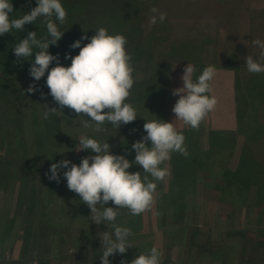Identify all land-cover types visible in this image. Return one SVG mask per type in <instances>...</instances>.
Wrapping results in <instances>:
<instances>
[{
    "label": "rangeland",
    "instance_id": "1",
    "mask_svg": "<svg viewBox=\"0 0 264 264\" xmlns=\"http://www.w3.org/2000/svg\"><path fill=\"white\" fill-rule=\"evenodd\" d=\"M111 1L113 2L104 0L102 7L94 6L92 17L86 15V18L79 16L66 19L65 23L74 24L81 33L74 40L92 33L89 35L91 38L96 34V30L101 28L100 16L106 7L111 6L110 9L122 14L119 12L121 5L118 8L119 6L115 5L117 1ZM143 2V7L139 5L135 9L130 7L133 9L135 19L130 18L128 21H123L122 26H118V30L126 32L128 24H131L135 27L132 43L142 38V41H150L151 45L155 46L154 56L148 64L162 66L168 60L167 63L172 65L169 88L167 87L164 91L165 97H169L176 103L175 100H178L179 96H173L172 90L183 87L181 77L184 69L188 64H194L195 60L198 65L209 64L217 69V75L211 81L212 92L209 94L218 99L215 109L205 117L199 130L186 125L185 128H177L187 137L185 143L187 139L193 140L206 149L208 132L217 126L212 121L220 116L222 107L223 111L225 107L228 108V105L231 109L235 107L234 72L221 66L232 65L224 62L227 53L233 47L236 49L238 54L236 64L241 66L242 70L247 67V56L260 60L261 50L253 45V40L264 41V0H191L193 4L191 10L180 15L172 13L173 6L167 5L169 9L163 7L161 0H143ZM11 3L14 8L13 13H10L11 18L21 17L22 12L15 11H21L24 0H11ZM61 3L65 8L66 4L62 0ZM184 5L187 6L186 3ZM153 7L158 8L160 12H165L167 18L163 23L157 22L156 25L150 26V17L158 15L150 12ZM95 10H100L99 18ZM167 10H170V13L166 12ZM26 30L24 27L23 32L13 30L12 33L0 36V49L6 46L5 44L18 43L24 39L22 35ZM139 30L141 37L138 34ZM187 40H191L190 48L181 44L176 52L170 54V47ZM85 42L89 43L90 39H86ZM59 63L65 67L71 64L63 58H59ZM146 65L143 66L144 69L140 66L142 72H145ZM193 66L198 72V66ZM163 67L169 68L162 66L161 69ZM134 73H141V71L134 68ZM247 73V69L244 72L240 70L241 75ZM9 75V72L6 75L0 74V78L8 81ZM46 79L47 73L38 82H32L38 89L34 93L26 91L32 83L25 86L21 81L16 84L15 89L13 86L10 90L18 97H13L7 102L0 97V112L6 110L10 114L0 119V171H3L4 174L1 175L5 176L0 175V257L5 261L22 264H36V262L37 264H102L100 256L104 248L99 233L111 232L113 229L111 224L106 225L104 231L93 221L95 225L93 239L96 242L95 247L99 248L94 260L93 248L76 251L70 246L69 237L64 240L57 233L52 235L51 229L42 228L44 207L48 206L51 201L52 205L58 208L60 197L65 196L63 198L67 201L70 199L67 180L63 177V172L67 169L60 170L61 178L57 183L48 178L51 164L58 163L62 159L80 164L82 158L91 156V151H78L79 138L82 135L90 136L98 133L95 131L94 123L86 121L90 119L89 117L86 115L78 117L74 110L67 107L62 111L57 110L54 114L57 117L58 129L52 120V115L47 120L43 119L42 114L46 110L50 111L47 106L59 108L50 95ZM8 83H6L7 86H9ZM252 86V82L247 83V91H250ZM255 95L254 99H257ZM221 96L228 98L222 100ZM9 98H11L10 95ZM162 105L165 108L167 103ZM169 107H174V105ZM258 107L255 111L251 109V119L256 124L259 122L264 125V109ZM137 116V119L131 123H140L144 119L142 115ZM85 122L92 126L84 127ZM50 124L48 132L46 127ZM4 130L6 131L3 134ZM191 132L195 135H190ZM242 143L243 136L239 135L229 159L228 167L231 169L237 166ZM174 155L176 156V153ZM134 159L130 156L131 161ZM163 167L169 171V161H166ZM169 183V175L164 181L157 182L152 207L138 217L139 224L131 223L134 232L129 240L133 246L128 249L139 246L136 250H141L145 246V249L149 251L155 246L163 254L162 264H222L227 250L236 255L234 264H264V209L262 216L257 218L251 205L236 209L226 208L205 197L202 192V186L205 183L199 181L194 188L193 204L188 203L184 211L173 218L171 203H165L163 200V195L168 193ZM20 191H22L21 194ZM87 208L90 209L85 203L73 206L75 213L71 212V217L77 216ZM91 215L93 218L95 214ZM256 221L259 224H256L258 223ZM122 222L123 220L117 217L116 225ZM71 227L74 228L72 230L76 234L80 231L74 226ZM26 231L30 233L31 239H35V242L31 240L27 245H30L31 249L25 245L23 235ZM156 236H158L157 246ZM203 249L208 252H203ZM131 250L127 253L135 254L130 252ZM126 257L128 258L124 261H128L129 256L117 253L110 256V262L121 264ZM39 258L43 261L38 262Z\"/></svg>",
    "mask_w": 264,
    "mask_h": 264
},
{
    "label": "clouds",
    "instance_id": "2",
    "mask_svg": "<svg viewBox=\"0 0 264 264\" xmlns=\"http://www.w3.org/2000/svg\"><path fill=\"white\" fill-rule=\"evenodd\" d=\"M11 0H0V36L12 33L13 30L23 32L26 24L44 17L47 35L38 39L36 32H29L26 38L16 43L13 48L17 60H32L29 74L35 82L45 77L50 95L57 102L59 108H47L42 116L47 120L57 110L62 111L67 107L78 117L85 115L95 125V131L105 130L104 125L119 129L122 124L127 125L137 119L135 108L128 103L133 89L134 67L132 55L127 51V38L122 34L110 35L104 27L96 30L90 42L81 46L82 41L89 39L86 35L70 45L72 49L79 48L76 56L65 55L71 59V65L65 67L59 63V56L49 52L50 45H57L64 35L59 30V24H64L67 11L61 0H37V6L19 18H11L13 13ZM153 14L149 20L150 26L157 22L163 23L167 14L158 8L150 9ZM55 17V21L52 19ZM253 45L260 48V60L252 56L246 57V66L249 73H264V41L253 40ZM38 49V51H35ZM34 58V59H33ZM56 61V66L50 65ZM196 69L188 64L181 77L183 87L173 89L172 95L179 96L172 111L176 120L194 130H199L205 117L212 112L218 104V99L212 92L211 81L217 75L213 65L205 67L202 73L193 80ZM28 93L38 91L35 83L29 85ZM43 95V93H41ZM84 127L92 125L85 122ZM146 136L132 144L135 150L134 161H129L123 155L111 153L107 142L81 136L79 150H90L95 155L82 158L80 164H75L68 159L52 163L49 169V180L60 182V170L67 180L69 190L78 194L81 201L95 214L93 221L99 225L111 224L114 231L99 233L103 242V254L100 256L102 264H111L109 257L119 253L122 256L128 248L133 246L129 238L133 235L130 228L116 225L119 209L126 208L131 215H141L150 210L154 203V193L157 184L154 181H164L169 175L166 167H161L171 159L172 153H179L185 157L189 155L186 147V137L179 132L174 123L160 119L148 121L143 125ZM151 141V146L148 142ZM133 164L142 166L141 172L128 171ZM149 175L152 180H149ZM112 202L116 207H104ZM100 207H97V206ZM107 222V223H106ZM163 254L157 247H152L148 252L139 254L130 264H162ZM121 264H127L122 260Z\"/></svg>",
    "mask_w": 264,
    "mask_h": 264
},
{
    "label": "trees",
    "instance_id": "3",
    "mask_svg": "<svg viewBox=\"0 0 264 264\" xmlns=\"http://www.w3.org/2000/svg\"><path fill=\"white\" fill-rule=\"evenodd\" d=\"M62 1L66 4L65 9L67 11V18L70 19L73 17L77 18L79 16L84 18L86 15L92 17L91 14L94 12L93 7L99 5L103 6L104 2V0ZM109 1L110 3L113 2L111 0ZM115 1H117L115 5L119 6L118 8H120L121 5V10L119 12H122V14L110 9L111 6H109L103 10V14L100 16V20L102 21L101 27L106 28L110 35H115L119 32L118 26H122L123 21H128L130 18L135 19L133 9H130V7L135 9L138 5L140 7L144 6L143 0ZM161 3H163V7H167V5L173 6L172 13H177L178 15L189 12L191 10V6L193 5L191 0H161ZM185 3L187 6L184 5ZM23 5L24 6L20 8L21 11L15 12L27 14L31 9L37 6V0H24ZM168 11L170 13V10H167L166 12ZM99 12L100 10H95V14L98 18ZM52 19L55 21V17ZM57 24L59 30L64 32V35L58 41L57 45L49 46V52L50 54L58 55L59 58H63L64 61L66 60L71 63V59H65V55L70 54V56L74 57L79 54L80 49H72L70 45L76 41L74 40L76 36H80L78 35L80 31H78L74 24ZM134 28L135 27H132L131 24H128V30H126V32L120 31L118 34H122L127 38L128 43L126 48L132 55L133 67L138 69L139 72L141 71V73H133L135 83L127 102L135 108L137 115H142L144 119L140 123H129L127 125H123L119 129L111 126L110 124H106L103 126L105 130L102 131V134L100 131L94 135L88 136L89 138H94L101 143L107 142L110 145L112 154L123 155L129 161H131L130 156L135 158L136 155L135 150L132 149V144L147 135L143 127L147 120L152 121L160 119L169 123L173 122L176 128H185V124L182 121L176 120V116L172 111L173 107H169L172 104L175 105L174 100L171 101L169 97H165L164 94V91L169 86L168 84L171 79L170 75L172 72V65L167 63L168 60L162 64V66L169 67L166 69L164 67L161 69L162 66H158V64H148L154 56L155 52L153 49H155V46L151 45L150 41H142V38L139 39L138 42L132 43L133 32H135L133 30ZM25 29L27 30L25 34L22 35L23 38H26L29 32H36L38 39L44 38L47 35L45 18H38L35 24H26ZM138 34H140V30L138 31ZM89 35H92V33L87 34V37ZM141 35L142 34H140L139 37H141ZM88 38L90 39V36ZM85 41L86 40L82 41L81 46L87 44ZM16 43L5 44L6 46H3L0 49V74L6 75L7 72H9L10 79L12 80L11 81L8 78V81H3L4 78H0V97L3 101L5 99L6 102L9 100L11 101L13 97H18L10 92L13 86L15 89L18 82L23 81L22 83H24L25 86L34 82L33 78L29 74L32 60H23L22 58L20 61L17 60L13 51ZM181 44L187 46L188 48L192 46L191 40H187L182 43L180 42L169 48L170 54L176 52L178 46ZM233 49L227 53L224 61L226 64L231 63L232 65L228 66L224 64L221 66L229 68L234 72L233 85L235 95V129H210L207 135L208 147L206 149L200 147L198 142L187 139L186 147L189 153L187 157L179 153H176V156L174 155L175 153L171 154V159L169 160L170 183L167 190L168 193L163 195V200L165 203H171L170 205L173 211V214L171 215H173V218L178 215V213L184 211L188 203H191V205L193 204L194 188L199 181L205 183L202 186V192L209 200L215 201L226 208L229 207L232 209L243 208L251 205L253 210H255V216H257V218L262 216L261 213H263L264 209V125H261L259 122H257L259 125L253 122L251 119V109H254L255 111L257 106H259L258 108L262 107L264 109V73L252 74L248 72L246 75H241L240 70L244 72L247 67L242 70L240 68L241 66L236 64L238 54L236 53V49L234 47ZM35 51H38V49H35L34 52ZM194 62L195 63L192 65L198 66V72H195L193 75V80L195 81L202 73L203 69L209 66V64L198 65L196 64V60ZM145 65V72H142V68ZM55 66L56 61L50 65V69ZM140 66H142V68ZM7 82H9V86L6 85ZM249 82H252L253 86L250 87V91H247L246 86ZM9 95L11 98H9ZM254 95L257 99H254ZM175 101L177 102V100ZM163 103H167V106L165 107L166 111L162 105ZM9 115L8 111L3 110L0 112V119L8 117ZM52 120L58 129L56 115H52ZM50 126L51 124L46 127L48 132L50 131ZM5 131L6 130H4L3 134ZM192 134L193 132L190 133V135ZM193 135H195V133ZM239 135L243 136V143L241 145L237 166L235 169H231L228 167L229 159L235 148V140ZM148 146H151V141L148 142ZM90 155H95V153L90 152ZM170 162H172L171 167ZM161 167H163V165H161ZM128 171L133 173L141 172L142 177L146 175V173L143 172L142 166L136 164H133ZM2 172L3 171H0V175L4 174ZM1 176L5 177L4 175ZM149 180H152L150 175ZM154 182L157 184L159 181ZM21 192L22 191H20V194ZM63 197H60L61 201L58 208H55L51 201L48 206L44 207L42 228L46 227V229H51L52 235L53 233L54 235L57 233V235L64 240L69 237L70 246L76 251L93 248L92 256L94 260L96 258L95 253L99 252V248L95 247L96 242L93 239L95 225L91 215V210L87 208V210H84V212L78 214L77 216L71 217V212L75 213L73 206L84 203L81 201L80 196L71 190L70 199L68 201ZM97 207L100 206L98 205ZM104 207L116 206L112 202H109L104 205ZM119 213L118 217L121 218L123 222L121 224L119 223L117 226L130 228L133 233L134 228H132L133 226H131V223H138V217L140 215H131L129 210L126 208L119 209ZM256 224H259V222ZM99 225L103 228V230L106 228V224L104 223ZM71 226L80 229V231L77 232V234L74 233L75 231L72 230L74 228ZM113 231L114 229H111V232L109 233H112ZM23 237L26 246L30 244L31 240L35 242V239H31L32 237L28 231L25 232ZM133 238H135V236H133ZM156 242L157 246L158 236H156ZM137 247L130 248L132 249L130 252L135 254L129 255L127 252L130 249H128L124 254V256H129V260L126 261L127 264H130V262L136 258L138 254L148 252L145 249V246L141 250H136ZM27 248L31 249L32 247L29 245ZM202 251L208 252L205 249ZM101 252L102 250L100 251V254ZM127 258L128 257L123 260H126ZM235 260L236 255L232 251L227 250L222 264H234ZM42 261L43 259L39 258L38 262ZM0 264L22 263L5 261L0 257Z\"/></svg>",
    "mask_w": 264,
    "mask_h": 264
},
{
    "label": "crops",
    "instance_id": "4",
    "mask_svg": "<svg viewBox=\"0 0 264 264\" xmlns=\"http://www.w3.org/2000/svg\"><path fill=\"white\" fill-rule=\"evenodd\" d=\"M221 97H222V100L225 98H228V97H223V96H221ZM222 108H221L220 116L215 117V121L214 120L212 121L213 124L217 125L215 127L213 126L214 129H220V130L221 129L222 130H228V129L233 130V129H235L234 125L236 126V119H235V114H234V107L231 109L230 106L228 105V108L225 107L224 111Z\"/></svg>",
    "mask_w": 264,
    "mask_h": 264
}]
</instances>
